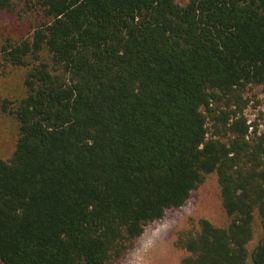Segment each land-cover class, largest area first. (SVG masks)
Wrapping results in <instances>:
<instances>
[{
  "label": "trees",
  "instance_id": "obj_1",
  "mask_svg": "<svg viewBox=\"0 0 264 264\" xmlns=\"http://www.w3.org/2000/svg\"><path fill=\"white\" fill-rule=\"evenodd\" d=\"M14 27L0 99L3 264H116L144 227L217 177L224 227L180 230V264H264V0H0ZM258 232V237L256 232ZM257 237L252 249L249 244Z\"/></svg>",
  "mask_w": 264,
  "mask_h": 264
},
{
  "label": "rangeland",
  "instance_id": "obj_2",
  "mask_svg": "<svg viewBox=\"0 0 264 264\" xmlns=\"http://www.w3.org/2000/svg\"><path fill=\"white\" fill-rule=\"evenodd\" d=\"M13 18L0 12V43L14 27ZM22 72L11 69L0 77V99L22 92ZM246 102L243 115L248 123L257 125L259 131L264 128V89L261 85H248L242 93ZM15 122L0 114V159H8L16 140ZM207 219L212 224L224 227L227 217L219 195L217 177L214 173L206 176L204 182L193 190L186 202L178 208L165 211L164 216L150 222L143 233L134 240L116 264H180L184 253L174 242L180 230L197 227L199 219ZM256 232V236L258 235ZM258 237V236H257ZM255 237L249 244L252 249L257 242ZM0 264H3L0 261Z\"/></svg>",
  "mask_w": 264,
  "mask_h": 264
}]
</instances>
